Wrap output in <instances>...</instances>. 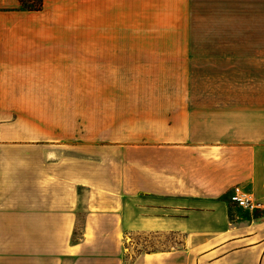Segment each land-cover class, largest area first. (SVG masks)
<instances>
[{
    "label": "crops",
    "instance_id": "crops-1",
    "mask_svg": "<svg viewBox=\"0 0 264 264\" xmlns=\"http://www.w3.org/2000/svg\"><path fill=\"white\" fill-rule=\"evenodd\" d=\"M245 1L0 0V264H264V41L191 39Z\"/></svg>",
    "mask_w": 264,
    "mask_h": 264
},
{
    "label": "rangeland",
    "instance_id": "rangeland-1",
    "mask_svg": "<svg viewBox=\"0 0 264 264\" xmlns=\"http://www.w3.org/2000/svg\"><path fill=\"white\" fill-rule=\"evenodd\" d=\"M27 2V0H25ZM236 1V0H231V2ZM246 5H245V22L244 24L240 23L241 20V16H239L237 18L236 15L234 16H225L226 17V22L221 23L220 25H213V22L210 23L207 27H210V29L208 30H199L197 32H193L191 33V39H197V40H245L246 42L249 41H264V32H259L258 30H256L255 27V23L253 24V22L251 21V16L248 15V13L253 10L254 6L249 4V0H246ZM236 7V4H233ZM229 7L231 5H228ZM234 17V18H233ZM253 18V17H252ZM216 19V18H215ZM258 45V44H257ZM246 51H253L252 54L256 55V52L259 54L264 55V48L263 47H257V48H247ZM258 54V55H259ZM227 66H231V65H227ZM261 67V69H264V59H259V63L258 62H254V61H250V63L248 65H246V67H249L250 69L256 68V67ZM254 71V70H253ZM256 72H258V70H256ZM263 72V71H261ZM250 75H246V78L244 80L245 87L247 89V87L253 86V84H255L257 81L252 80L251 78H249ZM261 85L260 86H264V81H260ZM238 83H240L238 81ZM241 84V83H240ZM247 93H249L248 90H246L245 92V96L244 98H254V99H263L264 96L260 95V96H252V95H248ZM138 242V246L144 248V249H153V248H159L162 246V241H158L155 239H149V238H140L137 239ZM166 243V241H163Z\"/></svg>",
    "mask_w": 264,
    "mask_h": 264
},
{
    "label": "built area",
    "instance_id": "built-area-1",
    "mask_svg": "<svg viewBox=\"0 0 264 264\" xmlns=\"http://www.w3.org/2000/svg\"><path fill=\"white\" fill-rule=\"evenodd\" d=\"M230 201L238 207L251 213L259 210H264V207L260 203H258L252 196L244 193L240 189H235L232 196L230 197Z\"/></svg>",
    "mask_w": 264,
    "mask_h": 264
},
{
    "label": "trees",
    "instance_id": "trees-1",
    "mask_svg": "<svg viewBox=\"0 0 264 264\" xmlns=\"http://www.w3.org/2000/svg\"><path fill=\"white\" fill-rule=\"evenodd\" d=\"M20 6L24 10L28 11H40L43 8L44 2L43 0H19Z\"/></svg>",
    "mask_w": 264,
    "mask_h": 264
}]
</instances>
